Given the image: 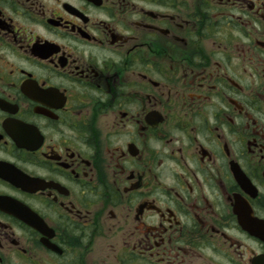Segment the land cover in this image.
<instances>
[{
    "label": "flooded vegetation",
    "instance_id": "flooded-vegetation-1",
    "mask_svg": "<svg viewBox=\"0 0 264 264\" xmlns=\"http://www.w3.org/2000/svg\"><path fill=\"white\" fill-rule=\"evenodd\" d=\"M0 264H264V0H0Z\"/></svg>",
    "mask_w": 264,
    "mask_h": 264
}]
</instances>
